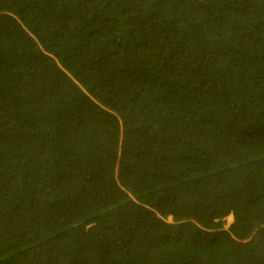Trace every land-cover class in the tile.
Listing matches in <instances>:
<instances>
[{
  "label": "trees",
  "instance_id": "1",
  "mask_svg": "<svg viewBox=\"0 0 264 264\" xmlns=\"http://www.w3.org/2000/svg\"><path fill=\"white\" fill-rule=\"evenodd\" d=\"M0 264H264V0H0Z\"/></svg>",
  "mask_w": 264,
  "mask_h": 264
},
{
  "label": "rangeland",
  "instance_id": "2",
  "mask_svg": "<svg viewBox=\"0 0 264 264\" xmlns=\"http://www.w3.org/2000/svg\"><path fill=\"white\" fill-rule=\"evenodd\" d=\"M225 219H226L225 227H227L228 224L231 223L230 221H232V216L231 215L230 216H227Z\"/></svg>",
  "mask_w": 264,
  "mask_h": 264
},
{
  "label": "bare ground",
  "instance_id": "3",
  "mask_svg": "<svg viewBox=\"0 0 264 264\" xmlns=\"http://www.w3.org/2000/svg\"><path fill=\"white\" fill-rule=\"evenodd\" d=\"M230 216V215H229ZM233 217V216H232ZM231 222V221H230Z\"/></svg>",
  "mask_w": 264,
  "mask_h": 264
}]
</instances>
